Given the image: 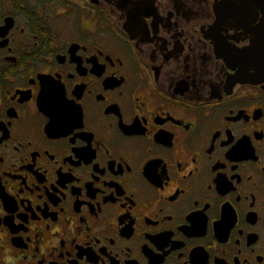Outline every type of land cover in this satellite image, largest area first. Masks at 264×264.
Masks as SVG:
<instances>
[{
    "label": "flooded vegetation",
    "instance_id": "flooded-vegetation-1",
    "mask_svg": "<svg viewBox=\"0 0 264 264\" xmlns=\"http://www.w3.org/2000/svg\"><path fill=\"white\" fill-rule=\"evenodd\" d=\"M0 264H264V0H0Z\"/></svg>",
    "mask_w": 264,
    "mask_h": 264
}]
</instances>
